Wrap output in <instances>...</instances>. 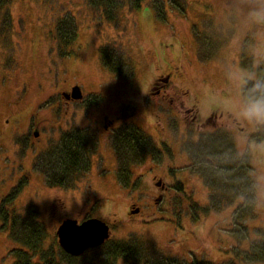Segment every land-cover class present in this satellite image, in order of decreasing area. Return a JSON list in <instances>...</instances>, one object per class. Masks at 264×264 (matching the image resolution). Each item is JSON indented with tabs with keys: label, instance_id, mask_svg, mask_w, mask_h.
<instances>
[{
	"label": "rangeland",
	"instance_id": "rangeland-1",
	"mask_svg": "<svg viewBox=\"0 0 264 264\" xmlns=\"http://www.w3.org/2000/svg\"><path fill=\"white\" fill-rule=\"evenodd\" d=\"M56 1L11 0L10 5L12 6V3H14V8H12L14 31L7 30L10 23L6 12L2 18L0 17V41H4L8 45L10 44L9 40L15 41L16 47H21L18 52L20 56L22 42H25L24 46H30L27 41L32 43L34 41V39L24 38L26 35H30L29 32L40 34L43 44L48 45L46 34L49 28L53 29L52 24L55 23L56 18L53 15L54 10L51 8V3ZM94 1L104 7L102 12L105 16L111 14V10L119 14L120 22L110 23L106 17L104 21L100 18V14L94 16L85 0H75L70 4L71 16L75 18L78 26V38L73 46L74 56L66 59L63 63L69 76L66 82L70 86L76 84V82L84 85L87 78L91 77V80L96 81L98 85L106 83L110 73L99 68L102 65L100 47L106 43L117 45L119 56L121 58L126 56L135 66L136 87L135 90L130 89V91H133L132 98L137 99L136 95L138 94L143 96L151 86L154 77L160 74H163V76L172 74L170 75L172 78L170 82H163L166 87L165 91L170 96L178 98L179 101L185 100L186 102L188 109L182 106L177 111L174 108L176 103L173 104L172 98L168 101L154 99L155 109L153 107L151 111L147 110L146 105L143 107L141 103H137L139 113L145 115V119H140L150 134L155 138L160 137L156 134L159 132L155 130V125L150 122L154 119V113L161 116L170 112L177 113L182 117L187 115L189 119H193L195 116L197 118L196 122L203 121L204 123L211 110L214 109V112L217 109L230 110L240 120L238 122L245 129L242 136L238 138V141L240 140L242 143V149L236 150L237 154L240 158L248 157L257 178V212H254V216L242 215L241 218L236 217L234 219L235 212L229 213L230 211H228L222 215L217 209L213 212L203 213L202 209H198L196 206L206 207L211 203L209 200L206 201L207 197L213 196H208V190L202 181L201 173L196 174L194 171L198 168L196 164L200 163L197 161L189 167V178L182 179L185 188L184 194L174 192L172 203L168 204L167 201H164L166 204L163 203L159 208H156L157 214L151 216L150 219H143V215L140 216L139 219L142 218L139 220L140 223L146 226L144 227L145 233L142 235H149L155 239L161 251L169 254L168 258H178L189 263L191 261H201L205 264H225L230 255L234 256L239 253L241 258L243 257L241 254L249 251L253 252L254 247L257 246L254 241L258 240V236L264 237L261 234L264 231V161H262L264 160V154L249 152V147L245 148V144L251 142L252 145L256 140L262 139L264 126H258L242 119L239 115V109L244 102L241 94L244 82L255 80L256 77L264 78V68L259 64L261 58L264 57V23L258 21L254 15L257 10L264 9V0H150L149 5L144 0L139 8L136 7L138 3L136 0ZM65 3L68 5V0ZM161 8H166L168 12H162L163 9ZM59 11H64L63 6L56 9V12ZM159 11H161L160 14ZM0 13L3 14V11H0ZM71 16L67 15L66 20L71 21ZM198 24L203 26L200 32L195 31V26ZM172 38H175V44L171 42ZM209 40L215 42L216 49L213 50L211 58L206 59V43ZM55 48H51L49 51L55 53ZM22 55V61L27 58L35 59L36 57H30V52H23ZM16 56L18 55L16 54ZM246 59L251 60L252 65L254 64L253 67L249 63H245ZM46 65V60H43L41 67ZM45 69L47 72L45 76L38 73L34 74L35 82L33 85L37 86L38 83H41L42 89H30L26 96L28 98L26 105L9 106L12 103V100H8L11 90H0L1 144H13V140L10 139V131L3 128L5 126L3 121L8 113L28 109V118L35 115L40 108L38 106L39 100L50 95L45 82L48 83L49 80H52L51 77L58 75L59 72L62 75L63 71L58 65H52L50 69L47 66ZM50 70L53 72L50 73ZM124 74L134 73L125 72ZM23 79H25L24 76ZM53 80L57 82L56 77ZM66 88L69 89L68 84ZM95 88V90H98L100 87ZM209 90L214 92L211 93ZM104 93L110 96L107 91H104ZM127 95L128 92L125 91L124 98ZM53 100L56 101L53 98H50L49 101L52 102ZM157 100L165 103L159 106ZM105 103L111 105L108 106L111 111L117 108V104L112 98ZM150 103L151 101L147 103V106ZM214 105H216V108H214ZM86 107L85 102L77 103V101H74L65 105L68 116L61 113L62 119L56 118L55 120L50 116V120L45 123L46 127H50L49 135H47L49 144L38 145L36 141H33L35 146L40 148L38 151L41 152L43 151L41 149L51 146L50 143L55 141L53 139L55 132H57L55 135L57 138L60 136L61 130L56 131L59 125L65 126V128L72 124L85 125L84 123L87 122L84 116ZM189 110H193V113L191 111L189 113ZM42 112L45 113V111ZM55 114L57 115V113ZM99 115V111L92 112L91 117L90 113H86V116L90 118L89 121L92 122ZM45 116L47 117L48 114L46 113ZM206 125L214 126L212 123H206ZM206 125L191 127L193 129H189L187 135H185L187 138L184 139L178 136L179 132L176 129H169V131L162 133L164 136L162 140L168 143L175 142L173 144H176L179 142L181 144L179 151H176L180 157L174 162V166L183 168L188 164L187 154L189 153L187 151L189 149V152H191L193 142L198 144L195 141L199 134L196 129L199 132L201 129H206L205 134H208L209 129ZM74 126L78 128L76 125ZM91 127L92 125H89L86 131L90 130ZM218 127L220 126L218 125ZM229 130L234 133L232 126ZM254 130H257V132ZM238 135L239 131H237V134L232 135L233 142H236ZM199 136V139L203 140V135ZM111 137L115 138L116 135H111ZM22 139L23 137L18 134L14 137V142L18 145L21 144L22 150L16 151L15 156L0 153V208L7 207L8 214H5L9 224L13 220H16L18 224H28L32 220L42 224L46 235L42 243L45 250L41 249L40 252H37L26 245V247H22L21 245H24L23 241H14L13 239L10 241L7 233L2 231L3 225H1L2 219L0 216V259L5 254L4 264L89 263L92 260L91 258H97L96 253L89 252L79 259H71L65 256L58 245L56 235L57 225H59L58 213L60 218L82 216V213L78 214L79 202L83 197L90 199L92 196L98 200L105 201L107 199L110 203L107 205L113 208L110 211L118 217L117 210H119V207L127 205L129 196L133 192L131 184L129 183L128 188H126L123 182V180H129L130 173L128 171L122 172V174H119L121 179L112 172L109 175H103L105 170L114 167L115 163L112 151L108 148L105 151L102 145L103 139L105 141L110 140L108 136H104L97 143V155L89 156L92 159L90 173L86 178H83L84 180L77 182L81 188L52 189L47 187L40 177L42 168H45L42 166V156L38 155L39 153L36 154V150L26 149L29 144L25 141L22 144ZM91 146L90 155L95 151V147ZM149 148L152 154L156 153L152 146ZM160 148L163 151V147ZM253 151L255 152L254 149ZM147 152L146 154H148ZM170 152L173 153L172 148ZM166 156H169V154H166ZM127 160L129 167L130 163L133 162L132 156H128ZM168 165H170L169 162L163 164L161 168L156 169L153 175L174 185L170 177L171 170H166ZM141 173L143 174L145 171ZM184 175L186 174L184 173ZM143 178H140L139 175L134 178L136 186ZM144 180L145 184H152L149 178ZM154 181L153 179V183ZM176 187L180 188L177 183ZM177 195H180L182 199L175 198ZM122 201V204L116 207L112 206L113 202L120 203ZM193 204L196 210L195 217L198 216L196 219L195 217L192 219L189 215ZM243 204L247 205V201L235 205L231 204L227 207L234 211L236 210L235 207L244 209ZM221 205V203L217 204V206ZM56 206L58 207L57 210ZM139 221L131 227H127L125 233L120 237L129 238L133 242L141 241L140 243L143 244L144 239L138 238V232H144L143 227L139 225ZM178 222H180V226ZM233 224L244 226V240L246 241L238 243L237 237L233 234L235 232ZM125 226L129 225L125 222ZM19 230L24 231L20 228ZM115 235L114 239L119 240L117 230L114 231ZM147 254L152 260L160 258L158 254L150 252ZM231 256L228 259L231 262L227 264L237 263V259Z\"/></svg>",
	"mask_w": 264,
	"mask_h": 264
},
{
	"label": "trees",
	"instance_id": "trees-1",
	"mask_svg": "<svg viewBox=\"0 0 264 264\" xmlns=\"http://www.w3.org/2000/svg\"><path fill=\"white\" fill-rule=\"evenodd\" d=\"M65 1L67 0H57L55 3H51V8L54 10L53 15L56 16V18L54 20L55 23L52 24L53 29L51 30L49 28L46 34L48 45L43 44L42 36L40 34H32L31 32H29L30 35H26V37L24 38L29 40L34 39V41L33 43L27 41L30 46H24L25 42H22L21 56L23 57V52H30V57L36 56L35 59L27 58L22 61L23 58L21 59V56L17 54L18 56H16V60L13 61V65L15 64L17 66L18 71L21 72L25 80L29 82V90L42 89L41 83H38L37 86L33 85V83L35 82V73L45 76L47 74L45 67L47 66H49V69L52 65H58L62 68V75L59 72L58 75L52 76V80H49L48 83L45 82L47 90L50 91V95L47 98L43 97L38 102V106H40L39 109H42L43 111L47 109L48 116L45 118L47 120H50V116H52L54 120L56 118L62 119L61 113H65L67 116L69 115L65 110V105L68 103L67 95H65L68 92V88H66V85L68 84V86L70 87L69 83H67L66 80L69 79V76L67 75L68 72L64 68L63 63L66 59H70L74 56L73 46L77 42L78 26L75 18L71 16L72 10L70 4L75 0H68V5L65 3ZM136 1H138L136 7L139 8L144 0ZM146 1L149 5L150 0ZM85 2L92 10L94 15H98L101 13L104 14L102 12L104 8L102 5L96 4L94 0H85ZM10 4L11 0H0V11H3V13L7 12L6 15L9 18L10 24L7 30L11 29V31L13 32L14 19L12 8H14V3H12V6ZM62 6L64 8V11L56 12V9H59ZM165 11L168 12L166 8L162 10V12ZM160 12L161 11H159L158 13L160 14ZM67 15H70L73 21L66 20ZM105 17L110 23L115 22L116 20L120 21L119 14L112 10L111 14ZM195 27V31L199 32L203 28L202 24H198ZM37 37L38 39L35 40V38ZM9 42L14 43L13 47H16L15 41L9 40ZM171 42L175 44V38H172ZM206 47V59H210L213 55V50L216 49V44L215 42L209 40L206 43ZM51 48H55L56 52L53 53L49 51L51 50ZM117 48L118 46L113 43H106L100 47L101 63H103L110 71V76H108V79L106 81L107 84L103 83V85H98L96 81L91 80V77L87 78V81L84 85L78 82H76L75 84L79 85L76 87H80V92L82 95V98L80 100L75 101H77V103L85 102V105H87L85 111L86 113H91L92 110L95 111L96 106H100L101 104L102 105L100 106V108H104V106H111L105 103L111 98L117 105L127 102V99H129L131 103H133L131 97L133 91H130V89L133 88L135 90L136 87L135 69H130V72L129 69L126 68V66L129 65L133 68H135V66L126 56L124 58H121L117 52ZM43 60H46L47 65L41 67ZM0 61H2L1 58ZM19 61L23 70L19 65ZM50 61L53 63L51 64ZM245 63H249L250 65H252L251 60L249 59H246ZM259 64L264 68V57L261 58ZM52 72L53 71L50 70V73ZM125 72L134 74L127 75L124 74ZM252 72L254 73L253 70ZM7 77H9L13 81L15 79L13 72H8ZM55 77L57 82H54L53 80ZM250 81L252 80H246L241 90V94L244 100L246 97L247 88L250 87ZM95 87H100L98 90L101 91L102 95L94 94V91L96 89ZM124 90L128 92L126 98H124ZM104 91H107L111 97L105 95ZM209 92L213 93L214 91L209 90ZM50 98H53L56 101L53 100L52 102H50ZM136 100L140 101L141 97H137ZM146 107L149 111L153 109L152 106L146 105ZM185 108L188 109L186 104ZM214 108H216V105H214ZM189 111L193 113V110ZM37 112H41V110H37ZM55 113H57V115ZM137 113L138 116H136V118L145 119V115L139 113V109ZM209 118H213V120L217 124L216 128L206 125L209 129L208 134H205L207 132L206 129H201L200 132L198 131V129H196V132H198L199 134L195 141L198 144L193 142V146H191V152H189L188 149V164L183 168H181V166H174V162H176V160L180 157L177 155L176 151H179L181 144L179 142H177L176 144H173L175 142L168 143L162 140V137H164L162 133L169 131V129H176L179 132L178 136L184 139L187 138V136L185 135H187L189 129H193L191 127L195 125H197V127L204 125ZM186 119L189 118L182 117L177 113H165L164 116L154 113V119L150 120V122L155 125V130L159 132L156 133L158 136H160L159 138H155L147 131V129L144 131L140 123L136 122L135 120L131 121L129 128L130 130L126 132V137L128 138H126L127 150L126 157L125 159H123L124 166H127V164H129L127 160L128 156H132L133 158V162L130 163L128 169L126 170L128 171V173H130L129 180H123L126 188H128V184L130 183L131 190H133V192H131L129 196L127 205L125 204V206L121 208L119 207V210H117L116 212L118 215L117 217L116 215L112 214V211H110L113 210V208L107 205L110 204L107 199L105 201L102 199L98 200L97 198L90 195V199L83 197L79 202L80 207L78 209V214L82 213V216L72 218L73 220L75 219V221H78V223L79 221L84 223L91 219H98L106 223L110 227L112 232L111 239L104 245L97 247L94 250L89 249L92 250L91 252L97 254V258H91L92 260L87 264H205L201 261H191V263H189L178 258H168L169 254H165L161 251L155 239H153L149 235H142L143 233H145L144 227L146 226L142 225L139 221L142 218L150 219L151 216L157 214L156 208H159L164 203L163 202L161 204H157V202L155 201V196L159 192V188L155 185L156 182L162 180V182H164V184L169 187L170 197L172 198L174 192L184 194L185 188L182 179L189 178V167L197 161L200 163L196 164L198 168L194 171L196 174L201 173V177L203 179L202 181L208 190V196H213L207 197L206 199V201H211L209 205H207L206 207H202L201 205L200 207L196 206L198 209L201 208L203 213H209L210 211L213 212L217 209L222 215L226 214L228 211H230L229 213L235 212L234 219L236 217L241 218L242 215H249L250 217L255 215L254 212H257V178L255 177L254 168L251 163H249L248 157L246 156L240 158L236 151L242 149V143L240 142V140L238 141V138L242 136V132H245V129L240 125V122H238L240 120L233 114L232 111H223L221 109H217V111L215 112L214 109L211 110L210 114H208L207 120L204 123L203 121H195L191 123ZM195 120H197V118ZM84 124L85 125L76 124L78 128L74 126L75 124H72L67 129H65V126L59 125L56 131L61 130L60 136L57 138L55 136L57 132H55V135L53 136V139L55 140L53 141L54 143L51 142V146L46 149H41L43 150L41 152L38 151L40 149L38 146H35V149H32L30 146H26V149L36 150V154L39 153L38 155L42 156V166H44L45 168H42L40 177L43 179V182L47 187L52 189L57 188L61 190L74 189L75 187L80 189L81 187L78 186L77 182L79 180H84L83 178H86L90 173L92 166V159L89 158L92 151L91 145L96 142L97 136L92 135L91 128L90 130L86 131L90 125L89 122H86ZM218 125L220 127H218ZM231 126L234 129V133L232 131L230 132L229 130ZM49 129L50 127H46L44 125L43 133L45 135H49ZM237 131H239V135L237 136L236 142H233L232 135L237 134ZM254 131L257 132V130ZM199 135H203V140L199 139ZM35 141L38 145H43V143L41 144L39 140L35 139ZM90 143L92 144L88 146ZM117 143L120 146V142L117 141ZM151 146L156 150L155 154H152L149 148ZM159 146L163 147V151ZM247 147H249L248 151L251 153L256 154L257 152H259L264 154V135L262 139L256 140L252 145L251 142H246L245 148ZM171 148L173 149V153L170 152ZM8 149L11 150L8 151L7 154L15 156L12 150H16L13 148ZM253 149L255 150V152L253 151ZM146 152L148 154H146ZM166 154H169V156H166ZM150 156L153 157L154 160H151L149 163V168L151 167L153 169V171L149 173V171L147 170L149 168L146 167L145 162ZM168 162L170 163V165L166 166V170H171L170 177L174 185L165 182L163 178H158V176L153 175L156 169L161 168L163 164H167ZM142 171H145V173L142 174ZM184 173L186 175H184ZM119 174H122V171L114 173V175H116L118 178L120 177ZM137 175H139L140 178H144L136 186L134 178ZM146 178H149L152 181V184H145L144 179ZM153 179L155 180L154 183ZM176 183L180 188L176 187ZM212 192L214 193L212 194ZM175 198H178L179 200L182 199L180 195L175 196ZM123 201L120 203L113 202L112 206L116 207L122 204ZM164 201L166 200L164 199ZM243 201H247V205L243 204L244 209L235 207L236 210L232 211L230 207H227L231 204L235 205L236 203H242ZM219 203H221L222 205L217 206V204ZM138 209H140L141 211L140 215H138V211L136 212V210ZM190 211L191 212L189 213V215L192 219H194L196 214L194 204L193 208H190ZM5 213L8 214L7 207H1L0 216L3 223H1V225H3L2 231L7 233V237L10 241H12V239L14 241H23L24 245H21L22 247L28 246L31 247L32 250H35L37 252L41 249L45 250L42 243L46 235L44 229L42 228V224H38L34 222V220L29 222L28 224H18L16 220H13V222L9 224L8 220L6 219L7 215ZM141 215H143V217L139 219ZM197 217L198 216H196L195 219ZM61 220L62 219H60L59 217V225H57L56 235L61 224ZM137 221H139V225H141L144 229V232H138V238L144 239V246L142 243H140L141 241L133 242L129 238L127 239L123 236L120 237V235H123L125 233L127 227H131ZM125 222L129 226L124 227ZM82 223H79V225ZM178 224L180 226V222H178ZM233 226L235 230L233 234L237 237L238 243L246 241L244 240V226H238L236 224H233ZM19 228L23 229L24 231H20ZM115 230L118 231V236L120 237L119 240L114 239L116 237V235L114 236ZM261 234L264 236V231ZM257 238L258 240L256 239L254 241L257 246L254 247L253 252L249 251L247 253L241 254L243 256L241 258L239 253H236L234 256L230 255L231 257L237 259V263L234 264H264V237L258 236ZM148 252L158 254L160 258L152 260L148 257ZM64 254L67 255L66 253ZM4 256L5 254L0 259V264L5 263V259H3ZM230 256L227 258L225 264L231 262L228 260L230 259ZM68 258L73 259L72 256H68Z\"/></svg>",
	"mask_w": 264,
	"mask_h": 264
},
{
	"label": "flooded vegetation",
	"instance_id": "flooded-vegetation-1",
	"mask_svg": "<svg viewBox=\"0 0 264 264\" xmlns=\"http://www.w3.org/2000/svg\"><path fill=\"white\" fill-rule=\"evenodd\" d=\"M10 44L8 45L6 42L4 41H0V58L2 61H0V90L1 89H6V90H11V92L8 95V100H12V103L9 104V106L11 105H16V106H22V105H26L27 104V100L28 98L26 97L27 94L29 93V82H27L25 79H23V75L21 74V72L18 71L17 66L14 64L13 65V61L16 60V54H18V52L21 50V47H13L14 43L9 42ZM19 65L21 67V63L19 61ZM21 69L23 70V68L21 67ZM21 70V71H22ZM8 72H13L14 73V81L11 80L9 77H7V73ZM170 75H164L160 74L159 76H156V79L153 80V84H151V86L148 88V90L145 92V94L143 96H141V100L138 101L134 98H132L133 103H131V101L129 99H127V102L121 103L117 105V108H115L114 111H111V108L104 106V108H100V106H96V110L95 111H99L100 115L98 116L97 119H95V121H89L85 116V118L87 119V122L90 123V125H92L91 127V133L93 136H97V140L95 143H93V146L95 147V151L90 155V156H96L97 155V150H98V146L97 143L100 142L101 138L104 136H108L110 138V140L105 141L103 139V146L105 148V151H107V148L110 149L112 151V154L114 156L115 159V163H114V167L110 168V169H106L105 170V174L103 175H109L111 172L112 173H118L119 171H126L128 169V164L127 166H124L123 164V159H125L126 157V150H127V143H126V132L128 130H130V124L132 120H135L136 122L140 123L142 125V129L145 131L146 127L144 126V123H142L141 119L136 118V116H138V107H137V103H141V105L144 107L145 105H147V103H149V101H151V103L149 104V106L154 107L155 109V101L154 99L158 98V99H162L164 101H168L170 98L173 99V104L176 103V106H174V108H176V111L178 109H181L182 106L185 108V100H181L179 101L178 98H175L173 96H170L166 90L165 85H163V82H170L169 79ZM79 85H72L69 87L68 92L65 94L68 97H70V95L73 92V89ZM95 95H102L100 90H95L94 91ZM75 100L68 99V103L70 102H74ZM158 105L162 106L163 103L161 100H157ZM15 106V107H16ZM108 109V110H106ZM43 111L42 109H38V111ZM45 113H41V112H37L35 113V115L31 116L28 118V114H29V110L28 109H21L18 112H9L8 116L4 119L3 123L5 124V126L3 127L4 130H9L10 131V139L13 140V144H1L0 143V153L1 154H7L8 151H10L11 149L8 148H13L16 151H22L21 150V144H16L14 142V137L18 134L21 137H23L22 139V144L23 142H27L29 144V146L32 145V149H35V144L33 143V141L39 140V142L42 144H49L48 142V136L45 135L43 133L44 131V125L47 122V119H45V115L47 112V109L45 110ZM92 110V112H95ZM90 113V117L91 114ZM112 112V113H111ZM171 113V112H170ZM187 113V112H186ZM190 113V111H189ZM112 116V117H110ZM33 117V119H32ZM35 117V119H34ZM185 117H187V115H185ZM188 118V117H187ZM195 116L193 119H186L188 122L190 121L191 123L195 122ZM27 120V121H25ZM206 123H212L214 126H217V124L215 123V121L213 120V118H209L204 125H206ZM210 126V125H209ZM213 126V127H214ZM207 127V126H206ZM67 129V128H65ZM116 135L115 138H112L111 135ZM128 139V138H127ZM6 141V140H5ZM117 141L120 142V146L118 145ZM121 148V150H120ZM13 153L15 154L16 151L12 150ZM123 156V158H122ZM151 160H154V158H151V156L147 159V161L145 162V165L147 168H149V163ZM150 172L153 171V169L150 167L149 169H147ZM158 188H159V192L156 194L155 196V201L157 202V204H161L164 202V199L167 201L168 204L172 203V197H170V193H169V187L166 186L164 184V182H162V180L156 182L155 184ZM60 209L61 206H59ZM57 206H56V210H57ZM65 208V207H64ZM138 211V215H140L141 211L140 209L137 210ZM61 220V224L66 221V220H73L72 218L68 217V218H60ZM57 220H59V213H58V217ZM75 220V219H74ZM79 223H82L79 221ZM60 224V225H61ZM60 227V226H59ZM59 243V242H58ZM60 246V244H58ZM61 247V246H60ZM62 249V248H61ZM63 250V249H62ZM94 250V249H93ZM92 250L87 251L84 255H86L87 253L91 252ZM64 253H66L63 250ZM68 256V253H66ZM65 255V256H67ZM83 255V256H84ZM67 256V257H68ZM73 257V256H72ZM82 257V256H81ZM81 257H73V259H79Z\"/></svg>",
	"mask_w": 264,
	"mask_h": 264
},
{
	"label": "water",
	"instance_id": "water-1",
	"mask_svg": "<svg viewBox=\"0 0 264 264\" xmlns=\"http://www.w3.org/2000/svg\"><path fill=\"white\" fill-rule=\"evenodd\" d=\"M80 100V87L74 88L67 99ZM61 248L73 257L82 256L87 250L104 245L112 237L110 227L98 219H91L79 225L78 221L66 220L57 231Z\"/></svg>",
	"mask_w": 264,
	"mask_h": 264
},
{
	"label": "clouds",
	"instance_id": "clouds-1",
	"mask_svg": "<svg viewBox=\"0 0 264 264\" xmlns=\"http://www.w3.org/2000/svg\"><path fill=\"white\" fill-rule=\"evenodd\" d=\"M254 15L258 21L264 23V9L257 10ZM239 115L250 123L264 126V78L257 77L250 81V87L247 88L245 100L239 109ZM87 119L90 118L87 117Z\"/></svg>",
	"mask_w": 264,
	"mask_h": 264
},
{
	"label": "bare ground",
	"instance_id": "bare-ground-1",
	"mask_svg": "<svg viewBox=\"0 0 264 264\" xmlns=\"http://www.w3.org/2000/svg\"><path fill=\"white\" fill-rule=\"evenodd\" d=\"M3 15H5V14H4V13L1 14L0 17L2 18ZM94 16H97V15H94ZM100 18L105 20V15L101 13V14H100ZM13 19H14V18H13ZM101 19H100V20H101ZM6 20H7V19H6ZM119 22H120L119 20H116L114 23H119ZM99 68H100L102 71H104V72H105V71L110 72V71L108 70V68H107L103 63H102V65L99 66ZM126 68H127V69H131V70H134V69H135V68H133V67H131V66H129V65L126 66ZM60 74H61V72H60ZM170 75H172V74H170ZM155 79H156V77L153 78V80H155ZM171 79H172V78L169 76V79H168V80L171 81ZM153 80H152V83H151V84H153ZM136 96H137V97H141V94H138V95H136Z\"/></svg>",
	"mask_w": 264,
	"mask_h": 264
}]
</instances>
